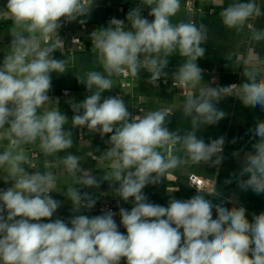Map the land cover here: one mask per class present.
Returning <instances> with one entry per match:
<instances>
[{"label":"clouds","instance_id":"obj_1","mask_svg":"<svg viewBox=\"0 0 264 264\" xmlns=\"http://www.w3.org/2000/svg\"><path fill=\"white\" fill-rule=\"evenodd\" d=\"M202 3L220 9L223 26L237 32L264 16V0ZM96 7V0H0V22L7 24L0 37L10 38L0 46V183L5 185L0 187V264H264V211L249 219L248 209L231 198L214 203L220 195L215 186L192 173L190 198L171 195L161 205L144 191L176 179L182 167L221 162L224 138L205 143L195 130L225 117L216 103L226 96L264 110V59L249 47L238 56L246 81L210 86L197 63L205 55L206 26L194 18L173 23L187 0H136L123 19L112 17L91 32L99 70H76L88 94L67 101L69 118L51 93L52 74L70 71L71 58L55 53L65 50L61 29L73 22L85 25ZM251 38L264 40V29L254 30ZM173 54L184 58L172 79L185 90L182 111L193 127L183 135L166 126L173 108L134 114L124 100L141 69L154 86L166 77ZM116 87L120 93L102 96ZM74 129L107 137L108 147L98 157L105 169L100 180L82 166L80 155L68 151ZM250 131L258 140L243 158L237 183L243 191L264 195V121ZM49 158L56 160L55 171ZM105 181L130 210L118 205V211L90 214L97 201L81 188H99ZM62 185L72 207L67 218L53 219L63 202L52 193H60Z\"/></svg>","mask_w":264,"mask_h":264},{"label":"crops","instance_id":"obj_2","mask_svg":"<svg viewBox=\"0 0 264 264\" xmlns=\"http://www.w3.org/2000/svg\"><path fill=\"white\" fill-rule=\"evenodd\" d=\"M231 0H225V6ZM136 0H96L97 7L91 14V18L85 25L70 23L61 29V35L65 42L64 53H55L59 59L70 57V71L57 76L52 74L53 90L51 95L59 97L61 109L69 118L73 115L67 101L75 99L82 101L88 93L83 85L79 84L75 73L92 70L98 66L95 64V56L91 52V41L89 39L93 30L99 26H107L110 18L116 17L123 19L127 12L135 6ZM264 10V8H262ZM220 9L214 8L210 4L202 3V0H187V8H182L181 13L173 18V23L180 19L194 18L197 24L203 23L207 29V39L201 44L205 49V55L198 59V65L203 68V81L210 86H227L231 83H242L246 81L244 76L243 61L238 60V56L246 53L249 47H254L256 53L261 59H264V40L256 42L252 40L254 30L264 29V16L250 20L241 32L235 29H227L223 26L219 16ZM147 16V9L142 13ZM149 19H151L149 17ZM250 25V26H249ZM7 28L6 22H0V34ZM81 37V43H73L71 36ZM8 37H0V46L9 42ZM2 59V53H0ZM169 64L164 69L168 75L162 77L154 86L148 83L150 74L141 69L137 86L131 89V94L124 96V100L129 110L136 114L141 109L144 111L154 110L157 107H171L173 112L168 117L167 127L170 131H179L181 135L192 131L191 117L185 116L182 111V102L185 98V90L174 84L172 74L178 69L184 58L178 54L168 57ZM128 84H131V78H128ZM63 89H69L70 93L65 95ZM121 92L119 87L111 92H105L102 96L107 97ZM143 96L144 100L139 98ZM216 107L225 112V117L220 119L214 125L202 124L195 131L198 138H202L205 143H210L214 139L224 138L223 151L218 154L223 157L219 164L201 163L197 166L182 167L176 173L177 178L164 179L158 185H149L144 191L149 197L150 202L166 205L169 196L174 195L178 199H187L195 194V189L189 181V173L198 174L208 182H211L218 193L213 197L214 203L221 202L224 198H231L237 205H243L248 209L249 219L251 213L257 214L264 211V195H256L251 190L243 191L238 187L237 179L243 165L244 156L254 151L252 145L258 140L254 137L252 131L257 123L264 121V110L260 106L245 107L235 96H226L222 98ZM66 127H70V124ZM83 132V137L79 133ZM74 146L68 151L80 155L83 159L81 164L84 168L93 171V175L98 180L104 174L105 169L101 166L98 157L108 147L105 143L107 137H101L99 134L89 133L86 129L73 130ZM163 151V150H162ZM61 157L66 153L59 154ZM216 157H213L215 160ZM44 160L40 157V167L43 168ZM49 164L55 171V158H49ZM247 177L245 176L244 179ZM66 183H71L70 177H65ZM227 181H230L228 183ZM0 187H5L0 183ZM77 187H81L77 185ZM178 191H169V189ZM96 199L97 203L91 209V215H99L101 211L98 206L103 203H110L115 206L114 211H118V205L130 210L131 204L120 201L113 195L108 182H102L99 188H81ZM64 191V185L61 186L60 193H52L55 199L61 200L62 206L54 214L53 219L67 218L72 207L71 201L61 193ZM231 207V205H226ZM88 214V213H85ZM215 218V214H214ZM119 222V216L115 217ZM121 231H125L121 228Z\"/></svg>","mask_w":264,"mask_h":264},{"label":"built area","instance_id":"obj_3","mask_svg":"<svg viewBox=\"0 0 264 264\" xmlns=\"http://www.w3.org/2000/svg\"><path fill=\"white\" fill-rule=\"evenodd\" d=\"M74 40L78 41L79 44L81 43V37L80 36H76V35L71 36V41L73 43H74ZM63 93L65 95H68L70 93V90L69 89H63ZM79 135H80V137H83V132H80ZM192 174H194V177L196 179L204 180L206 183L208 182L207 179H205L204 177H202L198 174H195V173H192ZM189 181H190V183H192V180L190 178H189ZM107 208H111L113 211L115 210V206L113 204H110V203H103V204H100L98 206V210H100V211L102 209L106 210Z\"/></svg>","mask_w":264,"mask_h":264}]
</instances>
